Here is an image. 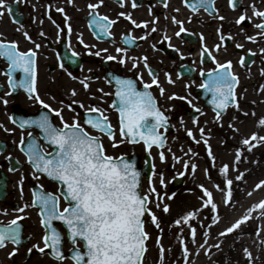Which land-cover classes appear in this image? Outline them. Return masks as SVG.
Returning a JSON list of instances; mask_svg holds the SVG:
<instances>
[{
	"label": "snow or ice",
	"instance_id": "1",
	"mask_svg": "<svg viewBox=\"0 0 264 264\" xmlns=\"http://www.w3.org/2000/svg\"><path fill=\"white\" fill-rule=\"evenodd\" d=\"M19 0H17V3ZM74 2V0H72ZM126 2V0H124ZM189 6L192 12L197 13L200 9L207 12H218L216 8V0H183ZM239 0H229V5L233 10L238 8ZM104 4V0H98L97 3H89L87 7L91 9V21L89 27L95 28L104 36H113L111 29L117 23L116 19H112L107 15H101L98 9ZM133 8L138 7L137 0H131ZM165 3V7H167ZM0 9L7 12H12L13 8L8 3V0H0ZM252 16H249L247 10L243 11L236 19L235 24L243 25L246 20L251 21L253 16L259 19L255 24L258 29L256 35H248L246 38L249 41L256 42L257 37L264 39V10L256 6L255 0L251 4ZM57 11L64 13V8H59ZM179 11V9H177ZM5 14L0 11V16ZM65 16L67 14L65 13ZM118 17H126L132 25L136 27H149V21L138 22L130 13L120 12ZM227 17L219 16L220 20H225ZM67 19H71L67 17ZM172 20L178 26V31L175 35L181 36L182 33H188L189 29L184 26V21L172 17ZM158 23V18L156 21ZM59 28V25H57ZM243 30V29H241ZM62 32L63 29H60ZM68 33L71 34L72 26L68 24ZM152 32L157 31L156 27H152ZM219 33V40L224 42L233 38L231 33L227 35L223 33L222 29L217 30ZM3 34H0L2 37ZM24 35L29 41L35 43L32 37L25 32ZM41 35H44L41 33ZM147 39V35L141 37ZM100 39V36H97ZM137 38L130 34H125L124 41L126 44H133ZM165 39L169 42L171 37L165 35ZM201 41L205 40L203 33L200 34ZM80 43L84 44L81 34ZM169 46L172 47L171 43ZM40 44H36V49L40 48ZM85 47H89L85 45ZM155 48V44L152 45ZM222 44L217 43L214 45V51L220 52ZM237 48H244L243 44H237ZM180 52L179 48L175 49ZM90 54L100 56L102 52H108V49H101L95 53ZM249 52L252 50L249 49ZM117 53L121 55H107L105 59L108 61H119V63L127 66L129 57L127 55L128 49L118 47ZM213 49H210L207 43L203 44L201 63H203V55L211 56L215 62L216 67L210 71L205 72L203 69L200 71L202 77H206L199 85L200 88L205 89L211 94V103L216 110V120L222 119L223 113L227 112L230 106L240 108L237 99V87L240 83L239 75L234 71V62L226 60L221 62L217 56L212 55ZM264 53V48L260 49ZM255 53H253L254 55ZM79 55V53H74ZM183 56V53H181ZM37 52L35 49L22 51L19 47L18 41H8L0 38V58H4L9 62V70L6 75L9 76L8 83L11 87V92L8 95L16 92L18 89H24L29 97L41 105L43 111L34 119L20 121V128L27 131V142L24 135L21 136L19 147L20 150L25 152L28 163L32 166V176L34 179L39 180L41 176H46L54 182H57L59 187L56 191H46L44 185H39V190H33V201L31 204L25 203L23 207L15 209L19 213H24L30 207H39V215L41 217V224L43 225L44 232L42 235V243L34 244L28 249L31 253L33 249L38 250L40 253H45L50 250V254L63 264L69 258L73 264H144L145 256L148 252V241L151 238L146 224L151 223L157 229L161 228L159 217L153 211L150 205L155 204V207H161L162 197L157 191L155 183L152 179L149 182V190L145 192L142 183V173L138 169L135 160L129 158L126 153L120 155H111L108 153L104 143L106 136L112 148H118L125 143L139 144L143 143L148 155H151L153 147L161 149L159 155L161 160H166L167 157L163 149L167 144V137L160 129H167L170 117L162 109L157 97L153 94L151 89L155 85L163 96L166 89L161 83L158 75L154 72L153 68L149 65L148 56L132 57L131 63L133 69L140 67L141 60L151 80L144 81L143 72H138L137 76L140 81H143V88L137 85V79L121 77L113 75V80L116 84V91L114 99L110 105L118 113V129L113 124L109 115L106 113L109 109L103 108L96 104L86 105L81 100H73L66 105L73 115L71 120L66 118L63 108H55L48 104L42 97L37 87L38 71L36 62ZM245 57L239 60L240 65H245ZM64 67L63 63L60 65ZM17 71L23 73L22 78L17 79L14 75ZM261 74H264V68H261ZM71 76L72 74L69 73ZM73 79H78L73 77ZM91 78H84L81 83L85 89L90 88L89 80ZM99 79V77H96ZM169 83H175L171 74H167ZM195 81H193L194 83ZM190 87V86H189ZM260 90L264 92V86ZM103 95L99 99L103 100L104 96L113 95V93H105L104 89H99ZM71 95L77 96L78 93L72 89ZM92 98L96 99L95 94ZM179 98L186 100L188 104L192 101L185 96L177 97L173 93L169 99ZM3 103L7 105L9 101L4 98ZM64 102L61 101V104ZM73 105H78L85 110V119L81 122L80 115ZM192 107L197 112L200 111L196 105ZM49 113H54L59 118L60 123L54 122ZM247 114V113H246ZM255 115V113H253ZM12 122L15 124L17 121L13 118ZM197 124L199 120L195 121ZM259 126L264 127V117L258 121ZM0 127L4 128L6 132H15V129H9L2 124ZM39 129L42 133V139L45 144H41L40 140L34 134L31 128ZM234 127V126H233ZM89 128L94 130L90 131ZM239 131V129H236ZM119 133V138L118 134ZM199 133L201 137L205 135V129L200 128ZM187 135L192 138L196 143V134L192 129L187 130ZM203 143L208 145L207 152L215 162L216 157L213 154L211 145L207 138L203 139ZM243 145L247 146V150L255 148L257 145H264V135L258 132L252 133L250 137L242 140ZM171 149H169L170 151ZM245 149H238L235 156L236 163H239ZM9 160L13 159L12 156L8 157ZM173 159H179L173 154ZM154 178L155 164L152 165ZM188 165H185L187 169ZM193 172L198 167L196 164L191 165ZM11 171H16L11 168ZM220 171L224 174L226 189V201L232 202V185L233 180L228 178L230 172V165L224 164ZM243 174H238L237 179L243 180ZM160 183L166 187L163 176L161 174ZM203 190L201 197L203 207H211L212 210L218 209V205L214 200V193L205 185H200ZM215 188L220 189L219 184L214 185ZM257 189L264 188V180H261L255 186ZM20 190L23 193V179L20 181ZM224 191V189H221ZM251 195V193H249ZM62 200L64 206H62ZM165 213L169 212L170 206L163 204ZM260 210V216L264 217V200H260L254 206L247 210V213L230 223L223 231L219 233L221 237L227 236L240 229L241 226L252 219L254 211ZM0 212L7 214L6 209H0ZM199 210H191L186 215L176 219L174 223L180 225L183 222L191 221L193 218L198 217ZM148 217V219H146ZM25 219L23 215H18L12 219L8 224L0 222V249H5L11 243L14 247L8 253L9 256H15L19 252V246L22 243L21 235V221ZM220 219L219 215L216 216L214 223ZM54 221L63 223L67 239L71 242V255L70 257L65 254V233L54 225ZM192 242H196L197 229L195 226L189 224ZM260 232L257 231V235ZM208 234L205 233V236ZM161 236L158 238L159 244V259L163 261L164 254L167 249L164 248ZM183 253L188 257L190 249L186 241H183ZM205 243L207 241L205 240ZM83 245V247L81 246ZM203 247V245H201ZM216 248L220 244L215 245ZM210 251V249H209ZM244 253L247 256L250 264L253 258V253L249 248H244Z\"/></svg>",
	"mask_w": 264,
	"mask_h": 264
},
{
	"label": "flooded vegetation",
	"instance_id": "2",
	"mask_svg": "<svg viewBox=\"0 0 264 264\" xmlns=\"http://www.w3.org/2000/svg\"><path fill=\"white\" fill-rule=\"evenodd\" d=\"M98 0H8L13 11L7 12L0 16V34L8 41H18L22 51L35 49L37 52V87L41 97L55 108H63L66 118L71 120L73 113L67 109L66 105L73 100H81L86 105L96 104L103 108L109 109L106 113L109 115L113 124L118 129V113L110 108L114 99L116 85L111 82L113 75L126 78L137 79L140 88L143 87V81H140L137 73L143 72L144 81L151 80V76L145 68L143 61L140 62L138 69L132 68V57L148 56L149 65L158 75L161 83L166 89L163 96L160 95L159 89L154 85L151 91L157 97L159 104L165 113L170 117L174 125H182L185 122H195L193 115L202 117L205 113H215L206 108L202 101V93L199 85L203 82L200 71H210L216 67L211 56L204 54L203 63L201 56L198 58V52L203 49V44L207 43L210 49H213L212 55L224 62L232 60L234 62V71L240 77L238 85L237 99L243 107L249 108L254 103L264 105V92L260 90L264 86V74H261V68H264V53L260 52L264 48V39L257 37L256 42L247 40L248 35H256L258 29L255 24L259 19L254 17L251 21L246 20L243 25L235 24V19L245 10L249 16H252L251 4L253 0H239L238 8L233 10L229 5V0H217L213 16H209L205 10L192 13L183 0H137L138 7L133 8L131 0H104L98 11L101 15H107L116 19L117 23L111 31L113 36H104L97 29L89 27L92 19L91 9L87 7L89 3H97ZM167 3V7H165ZM256 6L264 10V0H255ZM64 8L65 12L57 11ZM146 9L148 15L149 27H136L127 20L126 17H118L120 12L132 13ZM179 9V11H177ZM65 13L67 16H65ZM186 14V15H185ZM133 16V14H131ZM219 16L227 17L220 20ZM70 17L71 19H67ZM176 17L184 21V26L189 29L188 33H182L181 36L175 35L178 26L172 20ZM135 19V17L133 16ZM158 18V23L155 22ZM203 18H209L203 20ZM137 20V19H136ZM139 22V21H138ZM72 26L71 34L68 33V24ZM59 25V28L57 27ZM152 27L157 31L152 32ZM60 29H63L61 32ZM218 29H222L224 34L231 33L233 38L227 41L219 40ZM243 29V30H241ZM27 32L32 40L29 41L24 33ZM43 33L44 35H41ZM203 33L205 40L201 41L200 34ZM83 37L84 44L80 43V37ZM125 34L135 36L137 39L131 45L124 42ZM100 39H97V36ZM147 35V39H142ZM165 35L171 37V41L165 39ZM41 47L36 49V44ZM171 43L172 47L169 46ZM222 44L220 52L214 51V45ZM137 44V45H136ZM155 44V48L152 45ZM237 44H243L244 48H237ZM88 45L89 47H85ZM118 47L128 49L127 55L129 61L127 66L119 61H108L105 57L111 55H121L116 52ZM135 50H132L134 49ZM101 49H108V52H102L100 56L90 54ZM179 48L180 52L175 49ZM252 51L249 52L248 50ZM79 53V55H74ZM183 53V56H181ZM253 53H255L253 55ZM245 57V65H240L239 60ZM209 62V65L205 63ZM63 63L64 67L60 65ZM9 70V62L0 58V98L7 99L9 103L5 105L0 99V124L15 129V132H6L0 127V209H6L7 214L0 212V222L8 224L18 215H23L20 223L22 225L21 235L22 243L19 246V252L15 256H9L8 253L14 247L9 243L5 249H0V264H59L51 254L50 250L40 253L33 249L31 253L28 249L34 244L42 243L44 232L39 215V207H30L24 213H19L15 209L23 207L25 203L31 204L34 198L33 190H39V185L43 184L46 191H56L59 187L57 182L52 181L46 176H41L39 180L34 179L32 166L28 163L25 152L20 150L19 142L24 135L27 142V131L21 129L20 121L34 119L43 109L38 102L33 101L24 89H18L11 92L8 83L9 76L6 72ZM69 73L72 75L70 76ZM171 74L175 83H169L167 74ZM17 79L22 78L23 73L17 71L14 73ZM77 77L78 79H73ZM89 80L90 88L85 89L81 80ZM99 77V79H96ZM193 81H195L193 83ZM190 86V87H189ZM103 88L105 93L113 95L104 96L99 89ZM72 89L78 93L77 96L71 95ZM185 96L200 109L199 112L188 104L186 100L179 98L169 99L173 94ZM95 94L96 99L92 98ZM61 101L64 103L61 104ZM80 115L81 122L85 119V110L78 105H73ZM54 122L59 124V118L54 113H49ZM13 118L17 123H13ZM34 132L41 144H45L42 139V133L39 129L33 127L29 129ZM90 131L94 130L89 128ZM119 138V133L117 134ZM104 143L107 151L111 155H120L126 153L131 148L130 143H125L118 148H112L109 139L105 136ZM128 154V153H126ZM13 159L9 160L8 157ZM15 168L16 171H11ZM23 179V193L20 190V181ZM62 206L64 202L62 200ZM61 232L65 233V254L70 257L72 244L67 239V232L60 221L53 222ZM83 247V245H81ZM64 264H73L69 258Z\"/></svg>",
	"mask_w": 264,
	"mask_h": 264
},
{
	"label": "rangeland",
	"instance_id": "3",
	"mask_svg": "<svg viewBox=\"0 0 264 264\" xmlns=\"http://www.w3.org/2000/svg\"><path fill=\"white\" fill-rule=\"evenodd\" d=\"M131 14L139 22L148 21L146 9L132 11ZM203 20L206 19L203 18ZM239 104V109L234 107L220 121H217L211 113H207L198 124L189 122L177 127L169 138L166 148L163 149L166 160L160 159L161 150L152 149L151 157L156 173L152 180L162 201L160 208L155 207V204L150 207L159 217L161 228L157 229L151 223L146 224L151 238L148 241V252L144 264H250L244 248H249L253 253L251 264H264V217L260 216V210L254 211L252 219L243 224L240 229L227 236L219 235L230 223L245 215L250 207L264 200V188L255 187L259 179L264 177V167L260 168V164L264 163V145H257L249 151L242 143L244 138L250 137L254 132L264 135V127L258 124L259 119L264 117V105L254 103L247 108L243 107L241 102ZM200 128L205 129L204 137H201L199 133ZM188 129L193 130L200 143H196L187 135ZM204 138L209 140L216 157L215 162L208 155V145L203 143ZM122 147L124 151L125 146ZM238 149H245V151L240 162L236 163L235 156ZM126 153L139 155L140 166L144 165V155L147 153L144 145L131 146ZM173 154L179 159H173ZM192 164L198 165L194 172ZM224 164L230 165L228 178L233 180L231 203L226 201L228 186L224 174L220 171ZM161 174L166 187L160 183ZM238 174H243V180L237 179ZM179 176L185 177V183L179 191L174 192L170 187L171 181ZM149 182H145L143 186L145 192L149 190ZM202 184L213 191L218 209L212 210L210 206L203 207L201 197L204 194L200 187ZM215 184H219L220 189L215 188ZM163 204H168L170 210L178 205L184 206L187 212L199 210V215L191 221L176 225L174 221L181 217L170 219L169 212L165 213L162 210ZM217 215L220 219L214 223ZM189 224L197 229L195 243L192 242ZM161 229V243L167 249L162 262L159 259L160 246L157 243L161 236ZM257 231L260 232L259 235ZM205 233L208 235L205 236ZM182 240L187 242L190 249L191 254L188 257H185L183 253ZM216 244H220V247L216 248Z\"/></svg>",
	"mask_w": 264,
	"mask_h": 264
},
{
	"label": "water",
	"instance_id": "4",
	"mask_svg": "<svg viewBox=\"0 0 264 264\" xmlns=\"http://www.w3.org/2000/svg\"><path fill=\"white\" fill-rule=\"evenodd\" d=\"M191 2H193V0H191L190 3ZM208 103H209V106H212L213 108H215L214 105H212V103L210 101H208ZM166 130H167V132H170L169 124H168V127H167ZM130 159L135 160L136 165L138 167V158L134 157V158H130ZM146 161H147V166L145 168H143V169H139V168L138 169L141 171L142 177H143L144 174H146L147 178L149 179L151 177V174H152V163H151V159H150L149 156L146 157ZM183 182H184V180L182 178L174 180L173 189H175V190L179 189L180 186L183 184Z\"/></svg>",
	"mask_w": 264,
	"mask_h": 264
},
{
	"label": "bare ground",
	"instance_id": "5",
	"mask_svg": "<svg viewBox=\"0 0 264 264\" xmlns=\"http://www.w3.org/2000/svg\"><path fill=\"white\" fill-rule=\"evenodd\" d=\"M262 167H264V163L260 164V168H262ZM241 173H245V171H241ZM261 180H264V177H261L259 179V182ZM191 209H193V207ZM185 214H187V211H185L184 206L178 205L174 209L171 208V210L169 211L168 216L171 219V218H179V217H182V215H185Z\"/></svg>",
	"mask_w": 264,
	"mask_h": 264
}]
</instances>
